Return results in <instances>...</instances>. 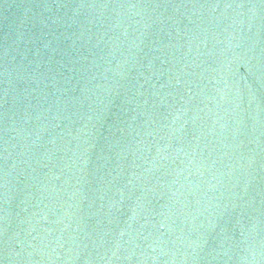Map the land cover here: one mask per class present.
I'll use <instances>...</instances> for the list:
<instances>
[{"label": "water", "instance_id": "1", "mask_svg": "<svg viewBox=\"0 0 264 264\" xmlns=\"http://www.w3.org/2000/svg\"><path fill=\"white\" fill-rule=\"evenodd\" d=\"M0 264H264V0H0Z\"/></svg>", "mask_w": 264, "mask_h": 264}]
</instances>
